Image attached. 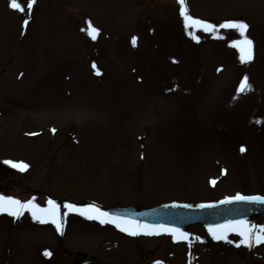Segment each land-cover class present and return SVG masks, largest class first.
Segmentation results:
<instances>
[{"label": "rangeland", "instance_id": "374dc122", "mask_svg": "<svg viewBox=\"0 0 264 264\" xmlns=\"http://www.w3.org/2000/svg\"><path fill=\"white\" fill-rule=\"evenodd\" d=\"M20 2L24 12L0 0V196L44 209L54 194L64 225L0 213V264H75L78 250L93 264H264V243L241 244L238 231L216 240L192 226L195 241L178 243L65 207L264 193V0H186L215 32L186 27L178 0ZM245 37L247 63L232 46ZM245 76L252 90L239 93Z\"/></svg>", "mask_w": 264, "mask_h": 264}, {"label": "snow or ice", "instance_id": "6c2138e0", "mask_svg": "<svg viewBox=\"0 0 264 264\" xmlns=\"http://www.w3.org/2000/svg\"><path fill=\"white\" fill-rule=\"evenodd\" d=\"M181 5V15L185 19L186 27H196L200 26L206 32H215L216 26L207 23L206 21H202L190 16L187 10L186 0H178ZM35 0H28L27 2V9L30 11L33 7ZM10 7L14 10L19 12H24L25 7L22 5L20 0H10ZM25 26L28 24V20L24 21ZM219 27L224 29H236L238 30L241 35L243 36L246 32L248 25L242 21H227L221 24ZM99 30L92 26L91 22H88L87 34L91 36L92 39H96ZM219 38V37H218ZM193 39L199 40V37L193 36ZM133 46L136 44V38L133 37L132 40ZM233 47L239 48L241 52V61L242 62H250L253 59L252 55V41L248 40L246 37L242 41L233 42ZM93 68H96V65L93 64ZM99 75V70L97 69L96 72ZM252 85L249 82L248 76H245L240 83L238 88L239 93H244L246 91H251ZM55 132V129L52 130ZM241 151H244L242 148ZM12 167L18 168L21 171L27 169L28 165L24 164L23 162L14 163L8 161ZM215 183V181H213ZM233 200L235 201H264V197L259 196H243L237 195L229 200L222 201V203H231ZM47 208H40L39 205L35 204L34 201L30 200L27 202H21L17 199L11 197H4L0 196V213H8L13 217H19L23 214L25 210H31L32 215L34 218L40 220L41 222H46V218H51L52 223H54L59 230L61 228V224L57 221V216L59 213V206L52 200L48 201ZM65 207L71 211L75 209L76 211L80 212L81 215H87L89 219H98L100 222L103 223H114L118 228L122 231H127L131 235L135 236L138 235L140 231H144L146 234H159L160 231L171 232L173 234H179L181 238H187L186 233L180 232L179 229L176 228H167L164 226H149V225H142L136 224L130 220H121L119 217L110 216L109 213L103 212L97 206L90 205L86 209H79L76 208L75 205L66 204ZM201 207H213V205H201ZM123 225H131L132 227H126ZM229 231H238L239 235L243 237L241 240V244H244L248 247L252 246L253 239L255 243H264V226L257 228L255 225L248 224L245 220L229 222L225 225H217L215 227H209V232L212 234L213 238L216 240H227V233ZM239 247V245H237ZM45 255H50V253H45ZM160 264V262H157Z\"/></svg>", "mask_w": 264, "mask_h": 264}, {"label": "water", "instance_id": "95a60500", "mask_svg": "<svg viewBox=\"0 0 264 264\" xmlns=\"http://www.w3.org/2000/svg\"><path fill=\"white\" fill-rule=\"evenodd\" d=\"M176 206H178V205L169 204V205L163 206L164 208H161V210L164 209V211L166 212L167 209L169 211L172 209L174 211L175 209L170 208V207H176ZM252 207H254V206H252ZM206 208L207 207H201V206L200 207H188V210H190V212L186 213L185 211H182L184 213L181 214L179 217L181 222L178 221L179 219H177V217L170 216L165 212H162V213H164V215H162V213H161L159 215L156 214L153 216L158 217V219L161 223H167V224L176 223L177 225H187L189 223H197V222H200L203 224H216V223H221L225 220V218H226L225 216L212 220L211 215L208 214ZM161 210H156V211H161ZM152 211H155V210H152ZM252 214H253L252 212L247 211L245 213V216H249ZM184 216L186 217V219L182 218ZM240 216L241 215H236L233 217H234V219H236L237 217H240ZM150 219H152V218H150ZM93 259H94V257L90 254H85V253H81V252L77 253V260L78 261L87 262V261H92Z\"/></svg>", "mask_w": 264, "mask_h": 264}, {"label": "bare ground", "instance_id": "6f19581e", "mask_svg": "<svg viewBox=\"0 0 264 264\" xmlns=\"http://www.w3.org/2000/svg\"><path fill=\"white\" fill-rule=\"evenodd\" d=\"M25 121H26V126H31L32 124V121H30L28 118H25Z\"/></svg>", "mask_w": 264, "mask_h": 264}]
</instances>
